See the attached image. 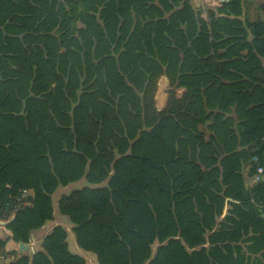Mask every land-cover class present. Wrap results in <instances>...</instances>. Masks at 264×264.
<instances>
[{
	"label": "trees",
	"instance_id": "trees-1",
	"mask_svg": "<svg viewBox=\"0 0 264 264\" xmlns=\"http://www.w3.org/2000/svg\"><path fill=\"white\" fill-rule=\"evenodd\" d=\"M205 1L0 0V264H87L60 223L10 245L84 178L99 264H264V0Z\"/></svg>",
	"mask_w": 264,
	"mask_h": 264
},
{
	"label": "rangeland",
	"instance_id": "rangeland-1",
	"mask_svg": "<svg viewBox=\"0 0 264 264\" xmlns=\"http://www.w3.org/2000/svg\"><path fill=\"white\" fill-rule=\"evenodd\" d=\"M204 3H206L205 0H197L196 1V5L198 7L204 8V6L206 5V4L204 5ZM168 85H169V82L166 79H161L160 80L159 91H158V94H157V105L160 108H162L165 105V103H166V101L168 99V93H167ZM84 185H87V180L85 178L80 180V181H78V182H75V183H72L70 185H67V186H60L55 191V193L53 195L54 206H55V215H56L55 216V222L54 221H49L47 223V225H48V228H51L55 223H60V224L65 225L70 230V237H69L70 239H69V241L71 243V246H70L71 250L73 252H75V253H79V254H82L83 256H85L86 260H87V264H99L98 263V259H97V255L94 252L85 250L83 248H81L80 251L77 250V248L75 246L76 244L73 242V238H72L73 234H74L73 233L74 224L71 221L70 217L65 215V214H62L60 212V209H59V200H60V197L64 193H69V192H71L74 189L83 187ZM157 247H158V245H155L154 246V250H156ZM34 250L36 251L37 248H34ZM6 262L8 263V261H6ZM6 262L3 259L1 264H6Z\"/></svg>",
	"mask_w": 264,
	"mask_h": 264
},
{
	"label": "crops",
	"instance_id": "crops-1",
	"mask_svg": "<svg viewBox=\"0 0 264 264\" xmlns=\"http://www.w3.org/2000/svg\"><path fill=\"white\" fill-rule=\"evenodd\" d=\"M196 1L197 0H194L195 3H196ZM53 221L55 222V220H53ZM56 225H57V223H55L51 228H48V225L46 224L41 229L37 230L35 232V234H34L33 239L31 240V242L29 244L16 243L14 241H10L11 249H13L14 251H16L15 253L18 256H20L22 254H32V253L36 252L37 250H39V249L42 248V240L45 237V235L48 234ZM68 230H69V228H68ZM10 235H11V231L6 227V225L2 221H0V237L5 238V237H9ZM69 237H70V230H69ZM72 238H73V242L76 244L75 246H76L77 250L80 251L81 250V247L77 244V242L75 240L74 234H73V237ZM22 244L27 249H25L24 247H22ZM69 244L71 246L70 241H69ZM34 248H37V250L35 251ZM11 258L4 259V260H5V262L8 261V263H9ZM8 263L6 262V264H8Z\"/></svg>",
	"mask_w": 264,
	"mask_h": 264
},
{
	"label": "built area",
	"instance_id": "built-area-1",
	"mask_svg": "<svg viewBox=\"0 0 264 264\" xmlns=\"http://www.w3.org/2000/svg\"><path fill=\"white\" fill-rule=\"evenodd\" d=\"M222 1V0H221ZM264 172V168L263 167H259L258 168V174L255 177V180L258 181L260 180V174Z\"/></svg>",
	"mask_w": 264,
	"mask_h": 264
},
{
	"label": "water",
	"instance_id": "water-1",
	"mask_svg": "<svg viewBox=\"0 0 264 264\" xmlns=\"http://www.w3.org/2000/svg\"><path fill=\"white\" fill-rule=\"evenodd\" d=\"M165 79H167V77H165ZM226 211H227V208H226ZM14 217H12L10 220H7V221H2L5 225H7L8 223L11 222V220H13ZM22 247H24L25 249H27L23 244H22Z\"/></svg>",
	"mask_w": 264,
	"mask_h": 264
}]
</instances>
